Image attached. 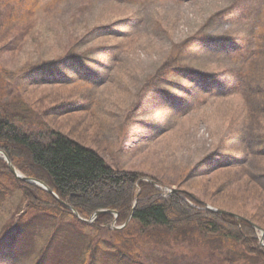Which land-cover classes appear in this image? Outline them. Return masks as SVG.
Returning <instances> with one entry per match:
<instances>
[{
    "label": "rangeland",
    "instance_id": "rangeland-1",
    "mask_svg": "<svg viewBox=\"0 0 264 264\" xmlns=\"http://www.w3.org/2000/svg\"><path fill=\"white\" fill-rule=\"evenodd\" d=\"M51 1L18 46L0 41V101L25 103L20 128L264 228V0ZM126 223L34 208L0 171V264H263L235 239Z\"/></svg>",
    "mask_w": 264,
    "mask_h": 264
},
{
    "label": "trees",
    "instance_id": "trees-1",
    "mask_svg": "<svg viewBox=\"0 0 264 264\" xmlns=\"http://www.w3.org/2000/svg\"><path fill=\"white\" fill-rule=\"evenodd\" d=\"M16 1L17 3L14 0H0L5 2L1 6L8 9L2 15L4 20L0 26V41L4 43L7 39H16L15 44L18 46L31 33L34 16L42 10L39 7L50 0ZM63 1L52 0L51 3L62 4ZM261 12L264 13L262 7ZM105 31L106 36L114 33L109 28H105ZM10 42L8 40L4 44L8 47ZM231 54V61H235L234 52ZM226 83L231 84V80ZM232 93L234 90L225 92L224 95ZM24 106L26 105L22 102L0 101V151L7 155L13 166L25 177L45 184L59 200L67 202L83 219L89 220L97 211L106 210L116 212L118 223L123 225L133 214L132 220L143 231L164 228L187 236L189 232L195 237L235 239L240 241L245 253L255 256L264 264V246L250 223L207 211L204 209L207 203L189 193L183 195L185 198L176 194L163 198L155 187L140 181V174L117 172L107 165L97 151L86 148L61 133L53 132L45 137L50 139V143H41L40 138L44 136L39 131L30 135L20 128L27 119L22 112L26 109ZM29 122L32 124V121ZM1 170L8 171L2 160ZM17 184L33 207L55 208L71 214L51 194L21 181ZM114 220L113 215L102 214L92 226L109 227ZM258 226L264 231L262 226Z\"/></svg>",
    "mask_w": 264,
    "mask_h": 264
},
{
    "label": "water",
    "instance_id": "water-1",
    "mask_svg": "<svg viewBox=\"0 0 264 264\" xmlns=\"http://www.w3.org/2000/svg\"><path fill=\"white\" fill-rule=\"evenodd\" d=\"M0 153L2 154V156L0 157V159L4 160L7 165H8V169H9V172L19 181H23V182H26V183H29V184H32V185H36V186H40L42 189H44L45 191H47L49 194L53 195L55 198H57L54 193L47 187L45 186L43 183L37 181V180H33V179H28V178H25L23 177L22 175H19L17 170L15 169V167L12 165V163L10 162L9 158L6 156V154H4L3 152L0 151ZM180 194V191L179 190H172L170 191V195L171 194ZM60 204L64 205L65 207H68L66 203H63L61 201H59ZM69 208V207H68ZM206 209L209 210V211H212V212H215L217 214H220V215H227V216H230L234 219H237V220H241V221H246V222H249L247 220H245L244 218H242L241 216L237 215V214H234V213H230V212H226V211H223V210H216V209H213L209 206H206ZM74 214L75 216L78 218V219H81L78 215V213L76 211H74L73 209H70ZM115 214L117 216V213L115 212H110V211H98L95 213V215L92 217V220L96 219L98 216H100L101 214ZM83 220V219H81ZM88 222H91L88 221ZM253 227L255 229H259L256 225H253ZM263 242V240H262Z\"/></svg>",
    "mask_w": 264,
    "mask_h": 264
},
{
    "label": "bare ground",
    "instance_id": "bare-ground-1",
    "mask_svg": "<svg viewBox=\"0 0 264 264\" xmlns=\"http://www.w3.org/2000/svg\"><path fill=\"white\" fill-rule=\"evenodd\" d=\"M0 156H1V154H0Z\"/></svg>",
    "mask_w": 264,
    "mask_h": 264
}]
</instances>
